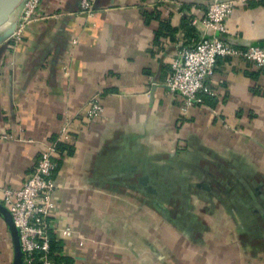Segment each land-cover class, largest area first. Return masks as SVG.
Here are the masks:
<instances>
[{
    "label": "crops",
    "instance_id": "1",
    "mask_svg": "<svg viewBox=\"0 0 264 264\" xmlns=\"http://www.w3.org/2000/svg\"><path fill=\"white\" fill-rule=\"evenodd\" d=\"M213 1L94 0L90 15L42 0L0 43V187L20 188L69 126L49 217L62 264H264V72L219 58L216 95L187 111L165 84ZM233 1L225 40L264 46V0ZM93 97L104 110L88 121ZM13 257L0 217V264Z\"/></svg>",
    "mask_w": 264,
    "mask_h": 264
},
{
    "label": "built area",
    "instance_id": "2",
    "mask_svg": "<svg viewBox=\"0 0 264 264\" xmlns=\"http://www.w3.org/2000/svg\"><path fill=\"white\" fill-rule=\"evenodd\" d=\"M42 0H24L12 16L15 29L5 41L19 42L25 30L39 19L37 11ZM235 6L233 0H214L206 8L203 20L206 33L192 45H181L175 56L166 87L184 99V111L202 103L204 97L216 95L209 85L221 57H242L264 72V46H234L225 40L227 18ZM81 8L88 14L94 12V0H81ZM99 97H93L87 110L88 121L102 114ZM69 126L65 123L56 139L43 147L39 160L31 174L18 189L0 187V202L12 213L19 230L23 250V264H54L50 256L51 227L49 217L55 208V172L58 168L59 143L67 137ZM63 237H72L74 231L65 228ZM80 245H83L80 242Z\"/></svg>",
    "mask_w": 264,
    "mask_h": 264
},
{
    "label": "water",
    "instance_id": "3",
    "mask_svg": "<svg viewBox=\"0 0 264 264\" xmlns=\"http://www.w3.org/2000/svg\"><path fill=\"white\" fill-rule=\"evenodd\" d=\"M24 0H0V28L8 23L10 26L0 36V43L5 41L14 31L15 23L12 16L22 6ZM0 217L5 221L13 244L14 257L12 264H23V250L19 230L10 210L0 202Z\"/></svg>",
    "mask_w": 264,
    "mask_h": 264
},
{
    "label": "trees",
    "instance_id": "4",
    "mask_svg": "<svg viewBox=\"0 0 264 264\" xmlns=\"http://www.w3.org/2000/svg\"><path fill=\"white\" fill-rule=\"evenodd\" d=\"M190 4H184V8H190ZM167 29H169V26H165ZM196 43V42H195ZM184 45H188V43H185ZM207 98V96H206ZM209 98V97H208ZM59 148H62V142L59 143ZM63 248V241L51 236V241H50V256L52 260L54 261V264H62L63 262V256H61Z\"/></svg>",
    "mask_w": 264,
    "mask_h": 264
}]
</instances>
